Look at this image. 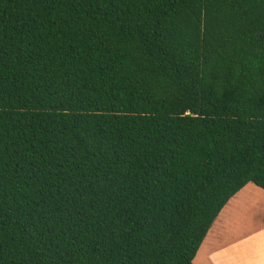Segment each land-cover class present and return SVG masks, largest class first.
I'll return each instance as SVG.
<instances>
[{"label":"trees","instance_id":"trees-1","mask_svg":"<svg viewBox=\"0 0 264 264\" xmlns=\"http://www.w3.org/2000/svg\"><path fill=\"white\" fill-rule=\"evenodd\" d=\"M264 189V0H0V264H195Z\"/></svg>","mask_w":264,"mask_h":264},{"label":"crops","instance_id":"crops-1","mask_svg":"<svg viewBox=\"0 0 264 264\" xmlns=\"http://www.w3.org/2000/svg\"><path fill=\"white\" fill-rule=\"evenodd\" d=\"M202 251L205 264H264V189L250 183L231 198L196 256Z\"/></svg>","mask_w":264,"mask_h":264},{"label":"rangeland","instance_id":"rangeland-1","mask_svg":"<svg viewBox=\"0 0 264 264\" xmlns=\"http://www.w3.org/2000/svg\"><path fill=\"white\" fill-rule=\"evenodd\" d=\"M223 216H224V215H222V217H221V220H220L221 222H223ZM225 222L227 223V219L225 220ZM203 250H204V249H203ZM203 252H204V251H202V253L200 252V254H199L198 256H196L195 261H194L195 264H205V263H204V259H203V255H202Z\"/></svg>","mask_w":264,"mask_h":264}]
</instances>
